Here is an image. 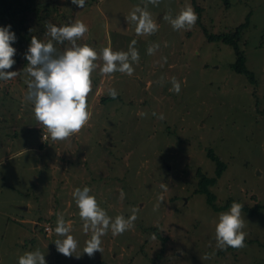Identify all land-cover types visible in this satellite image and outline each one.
I'll use <instances>...</instances> for the list:
<instances>
[{
	"label": "rangeland",
	"instance_id": "rangeland-1",
	"mask_svg": "<svg viewBox=\"0 0 264 264\" xmlns=\"http://www.w3.org/2000/svg\"><path fill=\"white\" fill-rule=\"evenodd\" d=\"M28 1L30 33L42 42L51 39L48 23L59 27L80 20L88 32L79 44L98 53L105 47L127 51L135 39L140 60L132 76H101L97 69L88 97L89 124L70 140L53 142L43 140L46 132L25 99L31 77L24 71V54L31 41L13 46L11 70L19 74L0 81V264H18L20 255L36 249L47 264H264V208L255 214L242 208L246 246L221 250L215 226L230 207L216 210L196 190L199 171L216 175L208 154L212 147L227 165L211 185L216 202L264 204V0H161L158 7L148 5L159 24L151 36H137L125 18L145 0H86L83 9L71 0ZM188 4L198 15L196 25L174 31L163 16L175 17ZM243 22L248 24L239 45L256 83L233 68L234 47L209 40L205 31H235ZM153 44L160 47L148 55ZM54 46L62 52L70 45ZM172 77L181 82L179 94L169 91ZM111 88L116 99H106ZM31 151H43L44 161ZM85 186L113 218H127L132 207L139 208L135 227L115 237L109 231L102 237L103 252L91 258L83 253L91 234H84L71 195ZM58 215L78 241L70 258L54 243L64 238L54 231Z\"/></svg>",
	"mask_w": 264,
	"mask_h": 264
},
{
	"label": "clouds",
	"instance_id": "clouds-1",
	"mask_svg": "<svg viewBox=\"0 0 264 264\" xmlns=\"http://www.w3.org/2000/svg\"><path fill=\"white\" fill-rule=\"evenodd\" d=\"M71 3L83 9L86 0H71ZM160 3L161 0H145L143 7L135 6L125 17L127 23L135 26L137 36H151L159 30V24L153 19L148 5L158 7ZM163 20L167 21L174 31L191 30L197 23L198 15L191 4H188L175 17L170 13L165 14ZM46 28V35L51 39L42 42L33 36L24 54L28 61L24 71L31 77L25 99L34 105L35 119L46 132L43 140L47 141L50 138L53 142H63L79 134L92 118L88 104V97L93 90L92 74L99 69L101 76L111 77L117 72L132 76L135 71L133 64L139 63L140 54L135 39L130 42L127 51H113L111 47H105L98 53L86 43L79 44L78 41L88 32L87 25L80 20L59 27L48 23ZM16 40L11 25L0 26V81L12 80L19 74L11 70L16 63L14 56L17 50L12 46ZM54 42L59 44L67 42L70 46L58 52ZM159 47V44L150 45L147 54L154 55ZM98 60L103 61L102 66L97 63ZM163 61L167 63V57H164ZM171 85L169 91L179 94L181 82L172 77ZM108 95L116 99L118 92L111 88ZM152 115L160 120L165 119L163 113L157 115L153 112ZM160 188L162 192L168 191L164 183L160 184ZM90 193L91 189L85 186L82 189L75 188L71 195L83 221L84 234H91L85 241L83 249V253L91 258L96 252H103L102 237L109 231L115 237L135 227L139 208L132 207L131 215L127 218L122 214L113 218L100 206L96 196ZM124 197L125 193L121 190L120 199ZM163 200V194L159 195L158 201ZM159 202L154 206V210L159 208ZM242 208L241 203L234 201L228 211L219 214L215 226L217 248L226 250L228 247L240 249L246 246ZM71 230V224H66L64 216L58 215L54 231L57 236L64 238L57 239L54 243L57 252L69 258L78 248V241L70 234ZM75 256L77 259L80 258V255ZM18 264H47V261L45 255L36 249L20 255Z\"/></svg>",
	"mask_w": 264,
	"mask_h": 264
},
{
	"label": "trees",
	"instance_id": "trees-1",
	"mask_svg": "<svg viewBox=\"0 0 264 264\" xmlns=\"http://www.w3.org/2000/svg\"><path fill=\"white\" fill-rule=\"evenodd\" d=\"M229 3V0H225ZM32 9L31 4L28 0H0V26L11 25V31L15 32L17 40L13 43H21L24 40L31 41L33 35L30 33V27L28 25V13ZM199 15L201 13V8L198 6ZM247 22H243L236 27L235 31L214 33L209 32L206 28V34L209 40L217 41L221 40L225 43L231 44L234 47L236 53V60L234 61L233 68L238 72L246 75L253 83H256L255 72L248 68L247 57L243 49L239 45V37L242 30L247 26ZM119 95V94H118ZM118 97V96H117ZM105 99V98H104ZM106 99H112L110 96ZM43 151H31L35 156L39 154L41 161H44L41 157ZM41 153V154H40ZM209 156L216 162V175L209 176L205 172L199 171L200 176V186L196 189L197 192L205 193L207 196L208 203L211 204L216 210H222L230 207L232 202H238L234 198H230L224 204H218L216 202V195L211 189V185H214L218 181V177L221 176L226 169V162L220 158V156L211 147L208 151ZM38 158V159H39ZM261 208H264V204H257L252 208L243 205V209L250 214H255ZM74 264H92L87 261H77Z\"/></svg>",
	"mask_w": 264,
	"mask_h": 264
}]
</instances>
